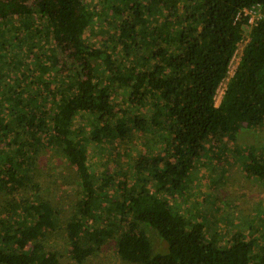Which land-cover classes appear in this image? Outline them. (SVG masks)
Returning a JSON list of instances; mask_svg holds the SVG:
<instances>
[{
    "label": "trees",
    "instance_id": "trees-1",
    "mask_svg": "<svg viewBox=\"0 0 264 264\" xmlns=\"http://www.w3.org/2000/svg\"><path fill=\"white\" fill-rule=\"evenodd\" d=\"M119 3L111 9L121 20L114 23L112 41L95 46L87 38L94 17L84 0H0V147L6 144L8 150L0 149V193L14 196L37 187L34 146L44 141L68 158L81 185V201L66 227L75 263L115 240L117 254L131 264H264L253 254V242L236 238L219 247L206 239L204 225L189 228L146 189L124 190L109 200L106 186H96L88 155L91 144L144 132L149 126L139 109L146 103L154 112L152 125L167 130L170 158L164 173L157 171L162 184L168 176L187 175L208 143L230 140L240 127L263 129L264 17L252 25L244 11L264 12V0ZM26 33L34 35L30 53L25 52L30 41L21 37ZM119 48L121 61L114 57ZM234 56L238 67L229 77ZM223 83L226 90L216 106ZM122 91L130 104L124 114L116 103ZM84 116L91 130L81 133L74 125ZM139 155L135 173L157 169L165 160L156 156L150 163ZM246 159V174L264 183V158L250 151ZM5 212L0 264H60L40 241L55 227L57 211L49 201L22 199L8 203ZM141 224L157 232L165 252H155Z\"/></svg>",
    "mask_w": 264,
    "mask_h": 264
},
{
    "label": "rangeland",
    "instance_id": "rangeland-1",
    "mask_svg": "<svg viewBox=\"0 0 264 264\" xmlns=\"http://www.w3.org/2000/svg\"><path fill=\"white\" fill-rule=\"evenodd\" d=\"M109 2L84 0V7L94 17L89 33L93 37L88 35L87 38L94 40L95 46L111 42L110 34L118 27L114 23L121 22L111 10L112 5L120 4L119 0H109ZM142 21L150 23L145 17ZM33 36L32 33L21 36L30 41L26 44L27 53H30L28 48L31 44L35 43ZM41 37H44V34H41ZM41 45L43 41L36 43L35 47ZM117 53L114 57L121 61L120 57L124 56V52L119 48ZM236 59L233 62L234 68L237 67L239 57ZM16 69L15 74H18L19 67ZM60 85L62 81L57 84ZM217 96L216 104L219 106L222 99L219 94ZM125 99L126 94L123 91L116 98L117 109L121 110L122 114L130 109V104ZM151 106L146 103L145 108H138L141 111L140 116L146 119L145 123L150 127H146L144 132L134 131L122 140L115 142L106 140L98 145H90L88 155L96 177V186H106L105 193L108 198L110 197L109 200L120 198L124 190L138 192L140 187L141 190L146 189L160 200L167 202L171 211L186 219L189 228L197 223L204 225L208 241L219 247L233 245L236 238L242 242H253L255 245L253 254L264 259V183L248 176L244 170L247 163L246 156L250 151L264 158V128L255 130L240 127L230 140L225 139L218 145L208 143L205 152L192 160V169L187 175L178 180L177 175L168 176L166 182L162 184V178L157 171L164 173L170 158L166 155L167 130L152 125L151 118L154 112ZM74 127L81 133L84 130L90 132L91 121L85 116L79 117ZM36 138L37 136H34L33 140ZM4 146L6 147V144ZM4 146L0 147L1 153L8 151L3 148ZM34 150L36 158L33 178L37 187L31 186L14 196L0 193V217L6 219L5 209L8 203L36 197L49 201L57 211L55 227L54 231H49L40 240L41 244L47 252L58 256L60 264H77L68 255L66 227L75 213L77 204L81 201L82 190L79 178L68 158L48 147L44 141L34 146ZM139 154L146 155L150 163H153L156 156L165 160L157 169L144 168L135 173L134 164L140 159ZM175 180L179 182L177 186H174ZM140 228L148 234L156 253L166 251L167 244L161 240L156 231L143 224ZM83 264L131 263L119 257L115 240H110Z\"/></svg>",
    "mask_w": 264,
    "mask_h": 264
},
{
    "label": "built area",
    "instance_id": "built-area-1",
    "mask_svg": "<svg viewBox=\"0 0 264 264\" xmlns=\"http://www.w3.org/2000/svg\"><path fill=\"white\" fill-rule=\"evenodd\" d=\"M244 13L246 15H249L251 17L250 18V24H252V25H255L258 20H260L261 18L264 17V12L261 11V10H256V11L253 10V9L252 10H245ZM236 58L237 57L234 56L233 59H232V61H231V63H230L229 73H228L229 74V77H232L234 75V73H235V71H236V69L238 67V64H237V67H235V68L233 66V62H235L237 60ZM225 90H226L225 83L221 84V86L217 90V94H219V96H220L221 99H222L223 93H225ZM217 98H218V96L216 95V97H215L216 101H217ZM216 106H217V104H216Z\"/></svg>",
    "mask_w": 264,
    "mask_h": 264
}]
</instances>
